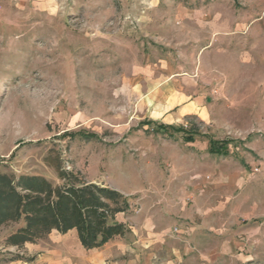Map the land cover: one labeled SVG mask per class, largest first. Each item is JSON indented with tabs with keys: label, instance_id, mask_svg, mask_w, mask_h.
<instances>
[{
	"label": "rangeland",
	"instance_id": "obj_1",
	"mask_svg": "<svg viewBox=\"0 0 264 264\" xmlns=\"http://www.w3.org/2000/svg\"><path fill=\"white\" fill-rule=\"evenodd\" d=\"M58 168L166 226L145 264H264V0H0V174ZM22 225L0 264L78 263L72 233L8 246Z\"/></svg>",
	"mask_w": 264,
	"mask_h": 264
},
{
	"label": "trees",
	"instance_id": "obj_2",
	"mask_svg": "<svg viewBox=\"0 0 264 264\" xmlns=\"http://www.w3.org/2000/svg\"><path fill=\"white\" fill-rule=\"evenodd\" d=\"M167 130L169 127L163 124L156 128V132ZM182 133L185 142H194V134ZM227 144L209 140L207 153L227 155ZM57 175L62 181L59 186L38 176L24 175L14 181L9 175L0 174V227L23 220V225L7 237L8 246L34 243L52 231L63 235L75 230L80 245L91 250L125 235V224L115 219L127 208L118 191L83 182L59 168Z\"/></svg>",
	"mask_w": 264,
	"mask_h": 264
},
{
	"label": "crops",
	"instance_id": "obj_3",
	"mask_svg": "<svg viewBox=\"0 0 264 264\" xmlns=\"http://www.w3.org/2000/svg\"><path fill=\"white\" fill-rule=\"evenodd\" d=\"M115 219L116 221L125 224L128 228L127 234L132 237L131 241H127L128 245L124 244V235L122 237H114L100 248L85 250L77 239L76 231L70 230L67 232L68 234H74L78 246L82 251V253L80 252V255L77 256V264H145V258L143 256L146 252H158L164 247V244L166 243L165 236L169 234L166 226L160 224L151 225L150 221H145V219L142 218L138 223L139 225H137L136 228H133L125 213L116 214ZM54 232L59 234L56 231H52L50 235ZM66 234H60V236H64L61 243L65 249H70L74 246V241L67 239ZM169 237H171V235ZM168 246H171L167 249L169 251L173 247L172 242L168 241L167 248ZM175 249L176 248L174 247V251ZM134 250L141 251L142 253H138L135 256V259L130 260L129 252ZM8 264L19 263L10 262ZM169 264H173V260H170Z\"/></svg>",
	"mask_w": 264,
	"mask_h": 264
}]
</instances>
